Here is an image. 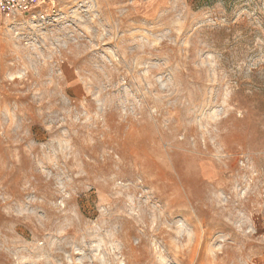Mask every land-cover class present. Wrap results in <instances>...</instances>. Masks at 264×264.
<instances>
[{"label":"rangeland","instance_id":"rangeland-1","mask_svg":"<svg viewBox=\"0 0 264 264\" xmlns=\"http://www.w3.org/2000/svg\"><path fill=\"white\" fill-rule=\"evenodd\" d=\"M147 2L1 15L0 264H264V0Z\"/></svg>","mask_w":264,"mask_h":264},{"label":"built area","instance_id":"built-area-1","mask_svg":"<svg viewBox=\"0 0 264 264\" xmlns=\"http://www.w3.org/2000/svg\"><path fill=\"white\" fill-rule=\"evenodd\" d=\"M54 4L55 0H0V13L39 19L53 12Z\"/></svg>","mask_w":264,"mask_h":264},{"label":"crops","instance_id":"crops-1","mask_svg":"<svg viewBox=\"0 0 264 264\" xmlns=\"http://www.w3.org/2000/svg\"><path fill=\"white\" fill-rule=\"evenodd\" d=\"M147 1H148V0H144V1H143V0H140V3H148ZM1 15H2V14L0 13V19L2 18Z\"/></svg>","mask_w":264,"mask_h":264}]
</instances>
